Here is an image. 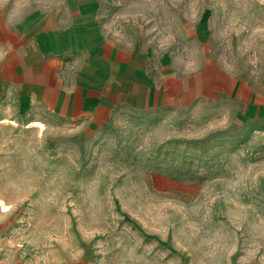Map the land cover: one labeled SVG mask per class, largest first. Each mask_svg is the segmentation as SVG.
Masks as SVG:
<instances>
[{"label": "rangeland", "instance_id": "obj_1", "mask_svg": "<svg viewBox=\"0 0 264 264\" xmlns=\"http://www.w3.org/2000/svg\"><path fill=\"white\" fill-rule=\"evenodd\" d=\"M11 1L17 27L80 0ZM81 1L100 37L206 84L216 68L219 93L54 114L13 86L0 0V264H264V0Z\"/></svg>", "mask_w": 264, "mask_h": 264}, {"label": "crops", "instance_id": "obj_2", "mask_svg": "<svg viewBox=\"0 0 264 264\" xmlns=\"http://www.w3.org/2000/svg\"><path fill=\"white\" fill-rule=\"evenodd\" d=\"M87 2L77 1L64 23L54 24L52 11H31L14 27L12 1L6 0V64L18 77L13 83L18 93L33 94L54 114L95 126L124 109H164L218 95L216 68L206 84V68L175 75L155 68L132 48L100 37ZM14 39H19L17 45ZM230 79L228 87L238 81Z\"/></svg>", "mask_w": 264, "mask_h": 264}, {"label": "bare ground", "instance_id": "obj_3", "mask_svg": "<svg viewBox=\"0 0 264 264\" xmlns=\"http://www.w3.org/2000/svg\"><path fill=\"white\" fill-rule=\"evenodd\" d=\"M226 91H227V90H226ZM28 124H37V125H41L42 123H41L40 121H38V120H31V121H29Z\"/></svg>", "mask_w": 264, "mask_h": 264}]
</instances>
